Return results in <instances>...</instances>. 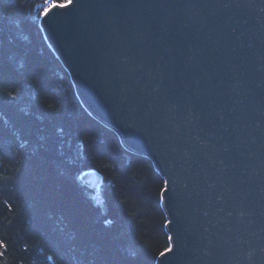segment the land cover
<instances>
[{"label":"water","instance_id":"obj_1","mask_svg":"<svg viewBox=\"0 0 264 264\" xmlns=\"http://www.w3.org/2000/svg\"><path fill=\"white\" fill-rule=\"evenodd\" d=\"M38 23L89 116L163 181L154 264H264V0H72Z\"/></svg>","mask_w":264,"mask_h":264},{"label":"trees","instance_id":"obj_2","mask_svg":"<svg viewBox=\"0 0 264 264\" xmlns=\"http://www.w3.org/2000/svg\"><path fill=\"white\" fill-rule=\"evenodd\" d=\"M43 1L0 0V264H154L168 248L163 181L77 99ZM85 169L102 176L97 194Z\"/></svg>","mask_w":264,"mask_h":264},{"label":"snow or ice","instance_id":"obj_3","mask_svg":"<svg viewBox=\"0 0 264 264\" xmlns=\"http://www.w3.org/2000/svg\"><path fill=\"white\" fill-rule=\"evenodd\" d=\"M71 4H72V0H65L64 3H54V4H51L50 7H51V8L65 9V8L69 7ZM48 11H49V8H46V9L44 10V12L41 13V16H43L44 14H46ZM166 183H167V182H166Z\"/></svg>","mask_w":264,"mask_h":264},{"label":"rangeland","instance_id":"obj_4","mask_svg":"<svg viewBox=\"0 0 264 264\" xmlns=\"http://www.w3.org/2000/svg\"><path fill=\"white\" fill-rule=\"evenodd\" d=\"M50 0H47V2L46 1H43V2H41L40 4H39V7H42V13L44 12V10L46 9V8H50V5L51 4H54V3H50L49 2ZM41 17V16H40Z\"/></svg>","mask_w":264,"mask_h":264},{"label":"bare ground","instance_id":"obj_5","mask_svg":"<svg viewBox=\"0 0 264 264\" xmlns=\"http://www.w3.org/2000/svg\"><path fill=\"white\" fill-rule=\"evenodd\" d=\"M101 186V185H100ZM90 191V190H89ZM91 192V191H90Z\"/></svg>","mask_w":264,"mask_h":264}]
</instances>
